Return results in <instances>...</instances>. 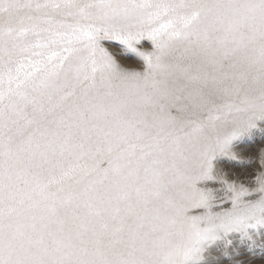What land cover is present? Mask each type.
<instances>
[{"label":"snow or ice","instance_id":"snow-or-ice-1","mask_svg":"<svg viewBox=\"0 0 264 264\" xmlns=\"http://www.w3.org/2000/svg\"><path fill=\"white\" fill-rule=\"evenodd\" d=\"M258 124L264 0H0V264L264 242V148L248 179L217 167Z\"/></svg>","mask_w":264,"mask_h":264},{"label":"rangeland","instance_id":"rangeland-1","mask_svg":"<svg viewBox=\"0 0 264 264\" xmlns=\"http://www.w3.org/2000/svg\"><path fill=\"white\" fill-rule=\"evenodd\" d=\"M109 46V45H106ZM114 53H120L122 50L116 46H109ZM148 47V45H145ZM121 63L130 66L138 67L139 61L131 55H118ZM261 148H264V125L258 124L249 134L242 136L236 143L233 151L237 156V161L224 159L219 162L217 167L224 173L230 174L233 178L240 177L248 179L246 173L251 172L256 167V162L251 165L241 163L248 161L250 158L258 155ZM209 187L219 188V185H209ZM233 245L229 249V256L221 257L220 264H264V242L260 236L255 238V243L241 241L238 237H232ZM218 251L212 253L217 255Z\"/></svg>","mask_w":264,"mask_h":264}]
</instances>
